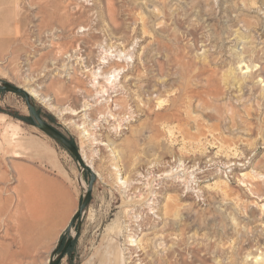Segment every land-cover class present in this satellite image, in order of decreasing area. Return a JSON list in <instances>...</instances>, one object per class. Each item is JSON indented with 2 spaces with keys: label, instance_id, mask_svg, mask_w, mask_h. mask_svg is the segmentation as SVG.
<instances>
[{
  "label": "rangeland",
  "instance_id": "rangeland-1",
  "mask_svg": "<svg viewBox=\"0 0 264 264\" xmlns=\"http://www.w3.org/2000/svg\"><path fill=\"white\" fill-rule=\"evenodd\" d=\"M76 12L81 19L68 17ZM79 40L83 61L69 58ZM103 49L113 61L128 57L106 68H120L109 99L84 68L97 70ZM193 64L229 76L231 86L221 82L225 94L206 96L207 106L183 100L181 121L155 123L149 113L195 83ZM258 69L264 0H0V83L37 94L40 116L96 175L60 264H170L175 252L185 264H264V84L251 76ZM216 105L228 113L210 117ZM90 180L34 125L23 97L0 91V264H50ZM39 199L47 204L38 208ZM47 206L43 222L36 215Z\"/></svg>",
  "mask_w": 264,
  "mask_h": 264
},
{
  "label": "bare ground",
  "instance_id": "bare-ground-1",
  "mask_svg": "<svg viewBox=\"0 0 264 264\" xmlns=\"http://www.w3.org/2000/svg\"><path fill=\"white\" fill-rule=\"evenodd\" d=\"M68 17L72 18L73 20H76V19H81L82 15H80L78 12H76V13H71L70 16H68ZM49 27L50 26L48 24L45 25V32H49V30H50ZM91 38L93 40L97 39L96 36H93ZM81 41L79 40L80 43L77 42L78 43L77 48H76L77 50L75 49L76 53L74 55L73 54H71V55L67 54V55H69L70 59H72L74 56H76V57H78V59L80 61H83L84 55L81 53V49H82V46H86V42L84 40L82 42ZM79 47H81L80 51H79ZM118 56H119V60L115 59L113 61V59L111 58V55L108 53V51H105L103 49L102 54L100 56V62L101 63L99 65H97L98 66V68H96L97 70L92 72V69H91V65L92 64L91 63H90V65H87V67H84L86 69L85 72H88V73L90 72L92 74V77H93L92 85L95 88V90L97 91V95L100 96L101 98L108 97L107 99H109L111 97L109 95L110 90L115 89V86H116L115 85L116 84L115 83L116 82L115 78H117L118 73H120V70H119L120 68L112 67L108 71H106V68H108L112 63L125 62L127 60V58H128L127 56H125L124 53H120ZM255 60H257L258 63H260V58H255ZM93 67H95V66H93ZM207 68L208 67L204 66V65L196 66V65L193 64L191 66V69H189L187 71L188 72L187 75L190 76L189 78H194V82L195 83H192V85H189L188 83H182L179 86V89H178V92H177L176 96L173 98V100L170 101V105L164 106V109L161 110V111L160 110L159 111H151L149 114H150L151 118L155 119V123L159 122L160 120L162 121V118L164 119L165 117L170 118L169 119L170 122H174V121H177V120L181 121L180 117H179L180 114H181V111L179 110V106H182V102L185 99L188 100L189 98H192V99L198 98L199 101L202 102L203 105L207 106V105H210L211 102L210 103L208 102V100L206 99V96H209V97L213 98V101H215V100H218L222 95L225 94L224 91H223V88L220 87V84H221V82H224L226 85L231 86V84H230L231 78L229 76H226L223 79L222 76L220 77V74H216L215 72H211L210 73L207 70ZM246 69H249V67H247ZM241 70H244V68H242ZM251 76L252 77H256V78H260L261 83L264 84V70L263 69H258L255 72L251 71ZM235 77L236 76H234V79H235ZM90 79H92V78H90ZM100 80H104V82L100 83ZM188 82H190V81H188ZM261 92H262L263 99H264V85L261 86ZM28 94L31 97L37 95L33 91H29ZM106 102H108V101H106ZM140 102H142V101H140ZM217 102L218 101H216V103ZM218 104H220V103L218 102ZM74 111H72V112H73L74 115H76L77 113L74 112ZM111 112H110V114H111ZM225 113H228V111L223 105L222 106L221 105H216L215 113H211V114H209V116L212 117V118L213 117L221 118ZM231 113L232 114L230 116H228V118L230 120L234 119V117H236L235 116L236 114L233 112V110L231 111ZM113 117H115V115L112 113L111 114V118H113ZM234 122H236V121H234ZM164 124H166V122H164ZM155 130H156L155 126H152L151 131L154 132ZM85 159L86 158H84V160ZM41 204L46 205L47 203L43 202V200L39 199L38 208L41 207ZM43 208L45 209V210L41 209V212L43 214L42 213H38L36 215V217L44 222V220L48 219L49 214H47V211L50 212L51 208H49L48 206L46 208L45 207H43ZM214 249H215V247L213 245H208V246L204 247V251L208 255H210V253L213 252ZM219 253L223 254V251L222 250H217V254H219ZM189 259L192 260L191 262H193V260H195V258H193V257H191ZM209 260L211 261L212 259L210 258ZM166 261H170V264H185L184 258L182 256H180L179 253H176V252L173 253L172 256L169 257V259L166 260ZM200 264H202V263H200ZM203 264H205V262H203ZM230 264H233V261L230 262Z\"/></svg>",
  "mask_w": 264,
  "mask_h": 264
},
{
  "label": "water",
  "instance_id": "water-1",
  "mask_svg": "<svg viewBox=\"0 0 264 264\" xmlns=\"http://www.w3.org/2000/svg\"><path fill=\"white\" fill-rule=\"evenodd\" d=\"M0 91L9 92L23 97L26 101L29 110V115L34 125L41 132H43L45 135L56 141L60 146H62L65 150H67L78 161L81 168L84 171L88 172L91 176V180L88 189L86 190V195L84 197V200L67 229V240L62 249L61 246L63 239L60 241L57 251H59L60 249L61 251L59 252L56 258H53L50 261V264H60L67 256L69 249L71 248V246L75 241V236L72 235V230L74 226L77 224L78 229L80 230L82 218L90 206L93 195L94 183L96 181V175L94 174L92 168L84 160L80 150L68 138H66L56 129H54L40 116L38 110L34 105L32 97L28 94V92H26L24 89L15 87L8 83H0Z\"/></svg>",
  "mask_w": 264,
  "mask_h": 264
},
{
  "label": "trees",
  "instance_id": "trees-1",
  "mask_svg": "<svg viewBox=\"0 0 264 264\" xmlns=\"http://www.w3.org/2000/svg\"><path fill=\"white\" fill-rule=\"evenodd\" d=\"M68 253H69V251H68Z\"/></svg>",
  "mask_w": 264,
  "mask_h": 264
}]
</instances>
